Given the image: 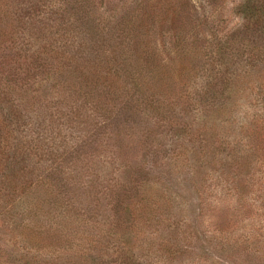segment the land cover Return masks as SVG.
<instances>
[{
  "label": "trees",
  "instance_id": "1",
  "mask_svg": "<svg viewBox=\"0 0 264 264\" xmlns=\"http://www.w3.org/2000/svg\"><path fill=\"white\" fill-rule=\"evenodd\" d=\"M32 1L33 6L28 4L30 7L25 9L22 7L24 2L10 3L8 0H0V4L8 9L12 8L11 12H7L8 10L2 9L0 5V38L6 39V50L9 53L34 60L35 68L45 72L49 76L45 78L46 81L51 79L59 91L48 90L38 95L43 87L38 92H31L18 86L16 82L2 85L0 79V212L2 208L4 212L1 216H4L6 211L13 212L11 209L19 207L23 219L29 221L24 229L31 232L32 237L44 243L55 239L56 242L64 244L70 239L65 235L70 234L76 239L88 226L84 225L83 218L87 217L89 209L85 216H80L70 212L75 206L89 208L95 204L98 209L102 202L111 199L108 205L113 201L116 203L112 204L109 212L115 211L112 217L117 221V228L124 229L121 244L123 256L127 260L125 264H146L147 262H142L141 257L138 258L134 247L136 232L144 230V223L156 218L160 210L145 198L134 197L132 201L125 202L124 198L130 191L129 176L134 169L127 164V160L121 161L124 171L129 168L126 171L127 177L122 175L120 183L118 180L112 184L114 179L110 181L106 180V176L102 177L101 171L97 169L98 165L92 160L93 156L89 157L85 151L95 138L105 133L107 121L115 123L114 121L121 118L123 114L119 104L129 106L134 102L133 98L136 101H145L147 105L156 104V100L151 102L145 94L159 83L168 86L169 62L164 63L160 59L162 71L158 72V60L139 51L154 43L149 35L150 30L144 36L146 42H142L143 36L137 34L135 24L139 18L149 22L152 0H148L144 5V0L130 1V10H127L130 13L127 17L114 16L110 21L103 23V27L83 23L87 18L80 8L75 9L77 17L72 19L69 15L71 3L68 5L66 0H57L55 4L54 0H48L46 8V2L43 0ZM203 1L206 4L211 2ZM183 2L189 4L192 0ZM183 2L176 4V0H168V11L171 12L165 14L168 15L166 20L174 26L182 21L186 25L187 21L192 22L194 10L190 9H195V6L191 4L188 8ZM39 3L42 4L41 7ZM19 4L21 5L18 7ZM50 5L52 9L48 8ZM183 10L187 12V18L183 15ZM195 11H201V7L197 6ZM195 11L196 30L201 25L200 16ZM3 14L9 16L6 18ZM231 14L237 21L220 40L221 48L218 50L217 62L219 66L227 67V71L218 72L213 76L214 66L208 70H200L209 83L202 87L203 93L195 95V99H200L206 94L215 97L214 103L210 102V107L219 101L216 106L222 104L219 106L220 112L226 113L230 112L232 104L234 105V102H231V92L235 93L246 78L255 76L264 80V0H237L231 8ZM3 17L5 25L1 24ZM43 20H46L45 25L42 24ZM255 38L261 40L257 41ZM184 44L185 41L174 43L173 47L179 52L183 50ZM193 60L182 56L178 62L184 66L183 69L196 72L198 69ZM138 70H145L147 73L141 80L142 74H137ZM260 90V100L264 102V87L261 86ZM57 92L58 94L53 96ZM10 94L11 101L7 99ZM166 94V90L162 91L165 102L169 96ZM207 103L204 102L205 105ZM237 111L234 109L230 113ZM32 112L39 114L36 119L30 115ZM187 130L188 137L196 134L205 147L217 142V132L209 126L208 121L197 122ZM101 141L102 139L98 140ZM41 145L44 146L42 150ZM200 148L199 146L194 150L198 168L193 177L197 184L203 185L204 182H199L203 180L202 174L205 173L204 169L208 163H217L220 160V172L223 171L228 179L223 177L224 175L221 177L226 179L228 185L239 188L248 181L250 186L253 161L247 154L227 152V159L217 160L213 155L215 152H203ZM38 152H41L40 155ZM113 156L123 159L119 152ZM126 159L129 161L128 156ZM262 189V186H258L257 191ZM237 197L241 199L242 192L237 194ZM163 214L169 222L173 221L175 214L172 211ZM53 220L55 228L50 226ZM221 226V223L215 224V228L219 230ZM190 228L189 226L186 229ZM50 230L53 234H50ZM83 239L80 237L78 241ZM176 240L171 238L170 243L164 244L170 259L176 254ZM91 242L84 243L81 249L71 255L59 254L50 263L55 260L53 264H97L100 256L93 255L92 251L96 247ZM256 243L261 244L260 241ZM248 244L247 241L244 245ZM33 247L31 243L19 247L27 255L26 260L42 258L39 256V250H33ZM183 250L179 248L177 253H183ZM262 254L264 256V250L257 253L255 258H260Z\"/></svg>",
  "mask_w": 264,
  "mask_h": 264
},
{
  "label": "rangeland",
  "instance_id": "2",
  "mask_svg": "<svg viewBox=\"0 0 264 264\" xmlns=\"http://www.w3.org/2000/svg\"><path fill=\"white\" fill-rule=\"evenodd\" d=\"M8 1L24 2L22 7L25 9L33 6L32 0ZM43 1L46 2L44 7L46 8L48 0ZM56 1L54 0L53 4ZM130 1L134 0H66L68 5L71 3L69 15L72 19L77 17L75 9L80 8L86 13L87 19L83 23L95 27H103V23L110 21L114 16L127 17L130 13L127 12L130 10ZM147 1L144 0L142 5ZM183 1L176 0V4ZM236 1L211 0L210 4L204 3L203 0H192L189 4L183 2L188 8L191 4L195 9L197 6L201 7V11H195L192 7L190 9L198 12L200 16L201 27L195 30L194 24L197 21L194 11L191 23L187 21L188 25H186L182 21L174 26L166 20L168 15L165 14L171 12L168 11L170 7L168 0H152L149 22L139 18L135 24L137 34L143 36L141 41L146 42L144 36L150 30L149 35L154 43L139 51L158 60L156 65L158 72L162 71L160 59L164 63L169 62L168 86L159 83L145 94L151 102L156 100V104H148L149 107L145 101H136L134 98V102L129 106L119 104L120 112L123 114L121 118L114 121L115 123L107 121L105 133L95 138L85 151L88 152L89 157L93 156L92 160L98 165L97 169L101 171L102 177L106 176V180L110 181L114 179L111 181L112 184L117 183L118 180L120 183L122 175L127 177L126 171L129 168H125L124 171L121 167V161L127 160V164L134 169L129 176L130 191L124 198L125 202L132 201L134 197L145 198L160 210L157 214L159 217L156 216L153 220L144 223L146 226L142 227L145 229L136 232L134 247L138 258L141 257L142 262H147L146 264H264L263 254L260 258H255L257 253L264 250V102L260 100L262 99L260 88L264 87V80L255 76L246 78L235 93L231 92V102H234L231 110H238L237 112L230 113L231 110L228 113L220 112L219 106L222 104L216 106L219 101L210 107V102L214 103L216 98L209 94L195 99V95L203 93L202 87L209 83L200 70H208L209 67L214 66L213 72L211 71L213 76L218 72L227 71V67L219 66L217 63L218 50L221 48L220 40L237 21V18L231 14V8ZM0 5L2 9L11 12L12 8L8 9L3 4ZM41 5L39 3L40 7ZM48 8L52 9V5ZM183 15H186V18L188 16L184 10ZM4 16L7 18L9 14ZM5 17L1 18L2 25H5L3 22ZM6 24L10 25L8 22ZM42 24L45 25L46 20H43ZM176 36L179 37L175 39ZM184 41L183 50L178 52L173 47L174 43ZM7 45L6 39L0 38L2 85L16 82L18 86L31 92L35 90L38 92L43 87L38 95L44 91L58 90L51 79L46 81L45 78L49 76L45 72L35 68L34 60L9 53L6 50ZM191 51L193 52L190 54ZM182 56L193 58L198 70L192 72L190 69H183L184 66L178 62ZM137 74H142L141 80L147 73L145 70L143 72L138 70ZM165 90L166 95H169L166 102L162 95V91ZM56 94L58 92L53 96ZM11 97L10 94L7 99L11 101ZM206 101L208 103L205 105ZM30 115L36 119L39 114L32 112ZM200 121H208L209 126L217 132V142L210 147L209 145L205 147L196 134L189 136L191 139L187 136L188 127ZM99 139L102 141L98 142ZM199 146L203 152H215L213 155L217 160L227 159L229 157L227 152L247 154L246 156L253 161L250 186L247 184L248 181L242 184L246 187L240 185L241 187L236 188L228 185L225 179H228L227 175L223 174V171L220 172L221 163H218L220 160L217 163H208L204 169L205 173L202 174L203 180L199 182H204L203 185L197 184L193 177L198 168L194 150ZM43 148L44 146L41 145V150ZM118 152L123 159L113 156ZM38 153L40 155L41 152ZM127 156L129 161L126 159ZM127 184L128 182L126 186ZM258 186H262L263 189L257 191ZM241 192L242 197L239 199L237 194ZM114 202L113 205L116 203ZM109 203L111 199H106L100 206L98 205V209L92 204L89 208L75 206L74 210L70 211L85 216L89 209L87 217L83 218L88 230L85 227L86 231L76 239L70 234L65 235L70 237L68 241L72 244L69 242L62 244L55 239H49L52 241L48 243L39 241L36 237H32L31 232L24 229L29 221L23 219L19 207H14L17 212L9 207L13 212L6 211L4 216H1V213L4 214L2 208L0 264H53L55 260L51 263L50 261L59 254L71 255L91 240L96 241L91 242L96 247L92 251L93 255L100 256L96 261L97 264H125L127 260L123 256L121 244L124 229L117 228V221L112 217L115 211L109 212L112 208V204L108 205ZM170 211L175 216L173 221L169 222L163 212ZM216 223H221L223 227L221 226L220 230L215 228ZM50 226L55 228L54 220ZM189 226L191 228L186 229ZM50 232L53 234V231ZM80 237L84 238L81 242L78 241ZM171 238L177 239L175 241L177 245L176 254L170 259L165 252L164 244L170 243ZM247 241L249 244L244 245ZM258 241L261 244L258 245L256 243ZM29 243L34 246L33 250H39L41 259L26 260L27 255L19 247ZM179 248L184 249L183 253H177Z\"/></svg>",
  "mask_w": 264,
  "mask_h": 264
}]
</instances>
